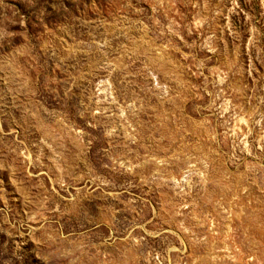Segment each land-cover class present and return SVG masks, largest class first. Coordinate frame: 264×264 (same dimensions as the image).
<instances>
[{"label":"rangeland","instance_id":"374dc122","mask_svg":"<svg viewBox=\"0 0 264 264\" xmlns=\"http://www.w3.org/2000/svg\"><path fill=\"white\" fill-rule=\"evenodd\" d=\"M0 264H264V0H0Z\"/></svg>","mask_w":264,"mask_h":264}]
</instances>
